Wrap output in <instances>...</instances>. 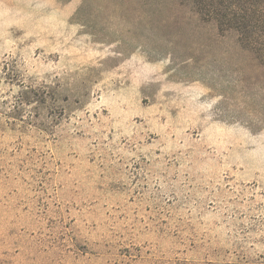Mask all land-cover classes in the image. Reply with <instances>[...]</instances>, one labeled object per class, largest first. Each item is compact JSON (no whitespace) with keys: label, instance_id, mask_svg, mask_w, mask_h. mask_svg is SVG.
Wrapping results in <instances>:
<instances>
[{"label":"rangeland","instance_id":"374dc122","mask_svg":"<svg viewBox=\"0 0 264 264\" xmlns=\"http://www.w3.org/2000/svg\"><path fill=\"white\" fill-rule=\"evenodd\" d=\"M251 46L188 0H0V264H264Z\"/></svg>","mask_w":264,"mask_h":264},{"label":"trees","instance_id":"16d2710c","mask_svg":"<svg viewBox=\"0 0 264 264\" xmlns=\"http://www.w3.org/2000/svg\"><path fill=\"white\" fill-rule=\"evenodd\" d=\"M207 21L220 29L234 28L251 47L264 49V0H188Z\"/></svg>","mask_w":264,"mask_h":264}]
</instances>
